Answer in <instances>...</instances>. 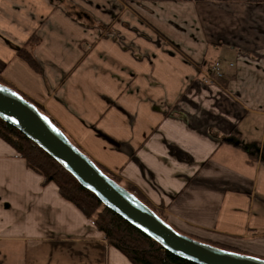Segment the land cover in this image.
Here are the masks:
<instances>
[{
  "label": "crops",
  "instance_id": "obj_1",
  "mask_svg": "<svg viewBox=\"0 0 264 264\" xmlns=\"http://www.w3.org/2000/svg\"><path fill=\"white\" fill-rule=\"evenodd\" d=\"M0 79L175 231L264 259V2L0 0ZM0 264L130 263L0 140Z\"/></svg>",
  "mask_w": 264,
  "mask_h": 264
},
{
  "label": "water",
  "instance_id": "obj_2",
  "mask_svg": "<svg viewBox=\"0 0 264 264\" xmlns=\"http://www.w3.org/2000/svg\"><path fill=\"white\" fill-rule=\"evenodd\" d=\"M0 120L48 154L104 207L168 253L193 264H264L259 258L223 250L175 231L135 195L103 173L47 115L17 91L2 84Z\"/></svg>",
  "mask_w": 264,
  "mask_h": 264
},
{
  "label": "trees",
  "instance_id": "obj_3",
  "mask_svg": "<svg viewBox=\"0 0 264 264\" xmlns=\"http://www.w3.org/2000/svg\"><path fill=\"white\" fill-rule=\"evenodd\" d=\"M250 2L257 4L263 3L264 0H250ZM18 56L31 68L37 70L38 66L28 52L23 49L19 50ZM0 84L10 87L1 79ZM12 89L17 91L14 88ZM18 93L43 113L35 103L24 97L20 92ZM0 140L8 144L16 152L29 170L43 178V184L53 183L57 187L61 198L72 204L87 220L91 221L96 229L103 234L106 243L121 253L130 264H193L168 253L158 243L104 207L94 194L83 189L74 177L48 154L2 120H0ZM261 152L262 162H264V143L261 147ZM98 167L103 172L102 168ZM111 179L121 185L117 178L113 177ZM122 187L147 205L134 187L130 185ZM154 212L163 219L160 214L156 211Z\"/></svg>",
  "mask_w": 264,
  "mask_h": 264
},
{
  "label": "built area",
  "instance_id": "obj_4",
  "mask_svg": "<svg viewBox=\"0 0 264 264\" xmlns=\"http://www.w3.org/2000/svg\"><path fill=\"white\" fill-rule=\"evenodd\" d=\"M215 77L216 79H219L222 77V74L220 73V64L215 63L212 67L209 69V75L206 76L204 79L205 82L211 80L212 77Z\"/></svg>",
  "mask_w": 264,
  "mask_h": 264
},
{
  "label": "rangeland",
  "instance_id": "obj_5",
  "mask_svg": "<svg viewBox=\"0 0 264 264\" xmlns=\"http://www.w3.org/2000/svg\"><path fill=\"white\" fill-rule=\"evenodd\" d=\"M262 154V153H261ZM260 154V155H261ZM262 156V155H261ZM103 170V169H102ZM103 172L105 173L106 171L105 170H103ZM106 174V173H105ZM108 174V175H107ZM106 175L107 176H109V177H111V178H113L114 176L113 175H111L110 173H107ZM113 176V177H112ZM122 186H124V185H122ZM240 254V253H239ZM244 255V254H243ZM249 256V255H248ZM253 257V256H252ZM255 258H259V259H261V260H264V259H262L261 257H255Z\"/></svg>",
  "mask_w": 264,
  "mask_h": 264
}]
</instances>
